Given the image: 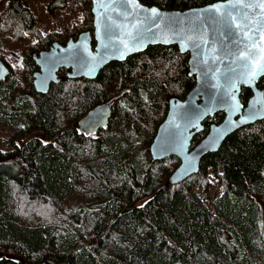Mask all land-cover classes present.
Here are the masks:
<instances>
[{"label":"trees","instance_id":"1","mask_svg":"<svg viewBox=\"0 0 264 264\" xmlns=\"http://www.w3.org/2000/svg\"><path fill=\"white\" fill-rule=\"evenodd\" d=\"M31 1L7 0L0 13V58L11 69L0 82V126L15 140L12 150H0V264H264V119L231 134L199 173L169 184L180 159L156 161L150 145L170 99H185L196 83L189 53L150 46L95 80L61 70V82L40 94L34 55L93 31V12L91 0H38L51 13L73 6L80 15L41 32ZM141 1L185 10L219 0ZM22 44L23 82L4 56ZM251 95L242 89L244 103ZM103 102L113 103L110 124L86 136L79 120ZM224 117L207 118L192 146ZM210 175L222 187L215 214L195 190Z\"/></svg>","mask_w":264,"mask_h":264},{"label":"water","instance_id":"2","mask_svg":"<svg viewBox=\"0 0 264 264\" xmlns=\"http://www.w3.org/2000/svg\"><path fill=\"white\" fill-rule=\"evenodd\" d=\"M91 3L93 31H82L64 44L56 41L34 55L38 67L33 73L34 89L48 94L53 84L61 82V70H66L68 78L95 80L110 63L124 62L150 46L177 45L181 53H189V73L196 77V83L185 99H170L167 115L150 145L156 161L170 156L180 159L169 184H179L199 173L202 159L218 152L231 134L264 119V89L259 87L264 74L255 78L246 75L247 70L242 67L245 62L239 58L241 52L251 51L245 45L259 42L260 36L254 32L249 40L236 27L248 22L239 14L243 5L231 7L228 0H219L185 10H169L141 0ZM227 11H231L232 17L222 16ZM244 11L253 24L259 20L257 27L264 26V17L260 15L264 9ZM238 39L243 43H236ZM10 75V67L0 59V82ZM243 88L252 91L246 103L241 98ZM112 107V102L96 105L79 120L77 128L86 136L107 128L113 116ZM218 112L225 113L224 119L213 123L208 133L192 146L195 136L205 129L204 121Z\"/></svg>","mask_w":264,"mask_h":264},{"label":"rangeland","instance_id":"3","mask_svg":"<svg viewBox=\"0 0 264 264\" xmlns=\"http://www.w3.org/2000/svg\"><path fill=\"white\" fill-rule=\"evenodd\" d=\"M31 10L36 14L38 19V29L41 32H48L52 30H60L67 27L74 21H79L80 15L75 13L73 6L66 7L65 9H57L53 13L50 12L47 2L34 0L29 4ZM7 10V0H0V13H4ZM69 27V26H68ZM32 38L34 35L31 36ZM25 44L17 47H7L4 51V56L10 65L19 74L20 80L23 78V55L22 49ZM1 59V58H0ZM3 60V59H2ZM4 61V60H3ZM67 76V75H66ZM23 82V81H22ZM95 134V133H94ZM14 136L8 126H0V150L10 151L14 148ZM210 184L205 188L196 187L195 190L204 199L209 210L215 214L214 201L222 194V187L218 183L217 179L210 175ZM257 200H261V197H257ZM16 258V256H13ZM3 264H16L15 262H7Z\"/></svg>","mask_w":264,"mask_h":264},{"label":"snow or ice","instance_id":"4","mask_svg":"<svg viewBox=\"0 0 264 264\" xmlns=\"http://www.w3.org/2000/svg\"><path fill=\"white\" fill-rule=\"evenodd\" d=\"M236 4L243 5V8L240 10L239 14L242 16L244 20L248 21L243 25L240 24L236 25V27L240 29V31L243 33V36L251 40L253 38L254 32L260 33L259 42L253 43L251 45H245V48L246 49L250 48L251 51L241 52L239 56V58L245 62L242 65V67H244L247 70L245 74L251 76L252 78H255L260 74H264V26L257 27V25H260L259 20H257L255 24H253V22L248 19L247 12H245L244 9H248V8H252L253 10H255V8L264 9V0H249L248 3H245V0H235V3H233V0H228L229 6L235 7ZM153 11L155 10L153 9ZM219 11H220L219 6H217L216 12L219 13ZM260 15L264 17V12H261ZM222 16L232 17V13L231 11H227L226 13L222 14ZM249 24H253V27L249 28ZM245 29H247V31H245ZM189 39L192 38L190 37ZM236 43H243V40L238 39ZM195 46L198 47L199 45L197 44Z\"/></svg>","mask_w":264,"mask_h":264},{"label":"bare ground","instance_id":"5","mask_svg":"<svg viewBox=\"0 0 264 264\" xmlns=\"http://www.w3.org/2000/svg\"><path fill=\"white\" fill-rule=\"evenodd\" d=\"M183 183V182H182ZM178 185V184H177ZM175 249V248H174Z\"/></svg>","mask_w":264,"mask_h":264},{"label":"flooded vegetation","instance_id":"6","mask_svg":"<svg viewBox=\"0 0 264 264\" xmlns=\"http://www.w3.org/2000/svg\"><path fill=\"white\" fill-rule=\"evenodd\" d=\"M52 46V45H51Z\"/></svg>","mask_w":264,"mask_h":264}]
</instances>
